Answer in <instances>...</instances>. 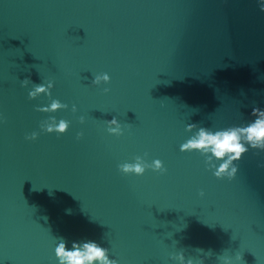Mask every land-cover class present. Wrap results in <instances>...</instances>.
Instances as JSON below:
<instances>
[{
  "label": "water",
  "instance_id": "water-1",
  "mask_svg": "<svg viewBox=\"0 0 264 264\" xmlns=\"http://www.w3.org/2000/svg\"><path fill=\"white\" fill-rule=\"evenodd\" d=\"M260 8L0 0V264H59L61 237L68 248L96 241L119 264H171L179 251L205 264H264V151L249 148L232 180L180 151L189 124L244 127L264 110ZM102 73L110 83L94 86ZM47 82L67 110L37 111L51 100L28 93ZM53 118L69 122L66 134L41 131ZM113 118L123 135L108 133ZM138 156L166 171H119Z\"/></svg>",
  "mask_w": 264,
  "mask_h": 264
},
{
  "label": "clouds",
  "instance_id": "clouds-1",
  "mask_svg": "<svg viewBox=\"0 0 264 264\" xmlns=\"http://www.w3.org/2000/svg\"><path fill=\"white\" fill-rule=\"evenodd\" d=\"M261 11H264V0H260ZM31 83L29 79L22 81V86L27 87ZM110 83V76L107 73L97 74L94 76L92 84L94 86L107 85ZM33 88L29 91L30 99H36L41 95H46L51 100V89L54 87L52 82L47 84H33ZM107 93L109 89L105 88ZM68 105L62 104L59 100H51V103L37 111L44 113H53L60 110H67ZM71 111L76 113L75 105ZM253 115L256 117L244 127H229L221 130L213 131L206 127H198L195 124H189L186 131L193 133L191 137L180 146L181 152H198L206 158L205 162L210 171L217 179L232 180L237 174L236 164L249 148L264 151V110L254 108ZM81 124H84V118L81 117ZM107 130L110 135H123L122 125L113 118L106 121ZM69 122L61 119L57 122L54 118L41 124V131L48 134L64 135L69 129ZM82 137V133L77 135V139ZM37 134L32 133L26 139L35 141ZM244 141V142H242ZM163 174V163L160 160H153L151 164L141 157H136L134 163H123L119 165V171L124 175L143 176L147 170ZM203 195V193H201ZM55 256L59 264H119V261L110 258L108 248L102 247L96 241L73 242L71 248L67 247L66 242L61 237L60 242L55 248ZM171 264H205V260L200 258L194 261L192 258H185L184 252L179 251L170 256ZM220 264H239V258L235 257V261L231 258L224 257L220 260Z\"/></svg>",
  "mask_w": 264,
  "mask_h": 264
}]
</instances>
